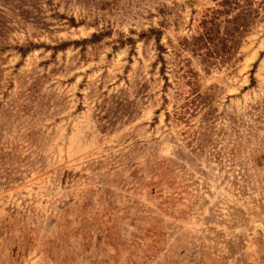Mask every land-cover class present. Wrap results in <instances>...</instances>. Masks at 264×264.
I'll list each match as a JSON object with an SVG mask.
<instances>
[{"label": "rangeland", "instance_id": "rangeland-1", "mask_svg": "<svg viewBox=\"0 0 264 264\" xmlns=\"http://www.w3.org/2000/svg\"><path fill=\"white\" fill-rule=\"evenodd\" d=\"M214 6L0 0V264H264V0L207 66Z\"/></svg>", "mask_w": 264, "mask_h": 264}, {"label": "trees", "instance_id": "trees-1", "mask_svg": "<svg viewBox=\"0 0 264 264\" xmlns=\"http://www.w3.org/2000/svg\"><path fill=\"white\" fill-rule=\"evenodd\" d=\"M215 6L202 16L193 35L184 39L182 45L191 54L199 57L207 66L227 65L241 45L243 38L250 31L258 16L255 0H212ZM165 67H163V70ZM192 71H186L187 84L191 86L190 104L194 108H209V99L192 86ZM167 82V79L164 78Z\"/></svg>", "mask_w": 264, "mask_h": 264}]
</instances>
